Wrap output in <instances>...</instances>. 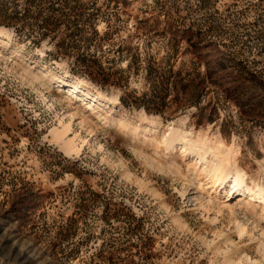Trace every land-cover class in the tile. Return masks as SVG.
Instances as JSON below:
<instances>
[{
    "label": "rangeland",
    "instance_id": "1",
    "mask_svg": "<svg viewBox=\"0 0 264 264\" xmlns=\"http://www.w3.org/2000/svg\"><path fill=\"white\" fill-rule=\"evenodd\" d=\"M1 3L28 18L0 25V264H264V201L201 171L224 150L160 141L221 140L264 188V0Z\"/></svg>",
    "mask_w": 264,
    "mask_h": 264
},
{
    "label": "bare ground",
    "instance_id": "2",
    "mask_svg": "<svg viewBox=\"0 0 264 264\" xmlns=\"http://www.w3.org/2000/svg\"><path fill=\"white\" fill-rule=\"evenodd\" d=\"M0 36L4 38H10L11 32L8 31H2L0 32ZM42 74V73H41ZM45 75V74H42ZM37 78V76H35ZM34 79V78H33ZM52 79H54L59 87L62 88V90L69 94L73 95L77 98H79L81 101L88 103L89 105L94 104H101L102 102L105 103H118V100L109 96L105 95H93L85 92L82 89V82H71V83H65L60 77L52 76ZM93 110V108H91ZM116 123H121L119 119L114 120ZM155 120H152L150 123L154 122ZM123 122L121 123V125ZM171 127L169 133H164L161 136L160 141L164 143V146L166 148V151H171L174 149V144L176 142H181L183 146H187V149L191 153H195L198 155L199 158H203V160L206 159V153L210 151V154L212 157L219 155L218 151L224 150L221 153V157L218 161L213 162H207L206 166L201 169V171L206 172L209 183L211 184L210 191L213 194H219L224 193L226 194V197H232L235 196H248L252 198H256L259 200L264 201V188L262 186H259L258 184H251V185H243L245 182V173L243 170L237 169L235 163H231L233 161L234 155L230 152H226V146L223 145L221 140H215L210 142L207 137L204 136H198L196 138L185 135L184 132H182L180 129L177 128L176 123L171 122ZM151 127V124L145 125V126H131L129 130L137 136H143L144 133L147 132V128ZM125 130V129H124ZM55 131V130H54ZM53 131V132H54ZM61 131V130H60ZM66 132V131H64ZM56 133V131L54 132ZM62 133H56L55 138L61 139ZM55 135V134H54ZM142 140V139H141ZM139 142V141H138ZM142 144H146L145 140L140 141ZM65 145V153H70L71 151H78L79 146L75 144L72 140L66 141L64 143ZM207 145V148L205 146ZM205 158V159H204ZM195 167V166H194ZM207 168V170H206ZM232 169H237L236 171L232 172ZM205 174V175H206ZM264 256V251H263Z\"/></svg>",
    "mask_w": 264,
    "mask_h": 264
},
{
    "label": "trees",
    "instance_id": "3",
    "mask_svg": "<svg viewBox=\"0 0 264 264\" xmlns=\"http://www.w3.org/2000/svg\"><path fill=\"white\" fill-rule=\"evenodd\" d=\"M4 5L0 4V13L4 14ZM6 10V9H5ZM9 17L0 20V25L5 27H12L16 34H21L22 31L26 30V26L22 23L23 19L28 18V11L23 9L22 11H12Z\"/></svg>",
    "mask_w": 264,
    "mask_h": 264
}]
</instances>
